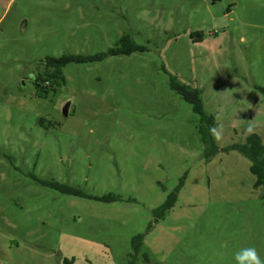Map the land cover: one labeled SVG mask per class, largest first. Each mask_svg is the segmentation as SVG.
Instances as JSON below:
<instances>
[{"label":"rangeland","instance_id":"374dc122","mask_svg":"<svg viewBox=\"0 0 264 264\" xmlns=\"http://www.w3.org/2000/svg\"><path fill=\"white\" fill-rule=\"evenodd\" d=\"M124 35L142 50L109 54ZM62 55L104 56L44 90V60ZM172 79L200 91L219 149L253 133L264 146V0H0V264L264 259V186L239 152L205 159Z\"/></svg>","mask_w":264,"mask_h":264},{"label":"trees","instance_id":"16d2710c","mask_svg":"<svg viewBox=\"0 0 264 264\" xmlns=\"http://www.w3.org/2000/svg\"><path fill=\"white\" fill-rule=\"evenodd\" d=\"M122 44L121 48H112L109 51L111 55L117 54H128L133 51H140L142 47L132 44L127 35H124L119 40ZM104 55L98 56H76V55H62L60 57H49L44 60V67L48 69L49 72L45 73V77L39 75V80L42 82L41 84L47 82L48 84H43V89L46 90L47 86L52 84V80L63 79L62 68L66 63L73 61L83 62L94 59H100ZM172 88L177 91L182 98L185 99L187 103L192 106L193 112L196 113L199 117V125L198 132L200 134L201 141L205 146L204 156L206 160H209L213 155H215L219 150L228 152L234 150L242 154L249 162V171L255 177L254 187L264 186V146L262 140L259 135L256 133L248 135L244 142L242 143H233L223 149H219L215 140L209 134V128L215 124L213 115L205 113L201 99H200V91L196 88H191L187 85L181 84L177 82L175 79H172L171 83ZM259 88L262 92H264V88ZM44 185L51 187L57 191H60L64 194L74 195V196H83L88 198H93L102 202H113L117 200H121L120 196L113 195L111 193L102 195L100 197L87 196L83 192L78 189L72 188L70 186L60 184L54 181H45L42 182ZM176 190H173L170 194H168L166 200L162 205L153 210L154 216L157 218H162L165 213L173 206L176 199ZM143 235L138 234L133 237L132 245L133 251L135 252L134 258L137 256L139 249L141 246ZM148 263V260L145 261ZM128 264H133V261H130Z\"/></svg>","mask_w":264,"mask_h":264},{"label":"clouds","instance_id":"9594fccd","mask_svg":"<svg viewBox=\"0 0 264 264\" xmlns=\"http://www.w3.org/2000/svg\"><path fill=\"white\" fill-rule=\"evenodd\" d=\"M218 26V25H214ZM211 137L219 142L223 138V127L219 124H214L209 128ZM233 259L235 264H264L262 259L254 246L241 247L234 252Z\"/></svg>","mask_w":264,"mask_h":264},{"label":"water","instance_id":"95a60500","mask_svg":"<svg viewBox=\"0 0 264 264\" xmlns=\"http://www.w3.org/2000/svg\"><path fill=\"white\" fill-rule=\"evenodd\" d=\"M208 1L213 3V2H216V1L219 2L220 0H208ZM68 107H69V103H66V104L64 105V107H63L62 113H63L64 116L67 115Z\"/></svg>","mask_w":264,"mask_h":264},{"label":"built area","instance_id":"2783aa9c","mask_svg":"<svg viewBox=\"0 0 264 264\" xmlns=\"http://www.w3.org/2000/svg\"><path fill=\"white\" fill-rule=\"evenodd\" d=\"M43 84H48L47 82L43 83Z\"/></svg>","mask_w":264,"mask_h":264},{"label":"crops","instance_id":"0c3cea01","mask_svg":"<svg viewBox=\"0 0 264 264\" xmlns=\"http://www.w3.org/2000/svg\"><path fill=\"white\" fill-rule=\"evenodd\" d=\"M149 264V263H148Z\"/></svg>","mask_w":264,"mask_h":264}]
</instances>
